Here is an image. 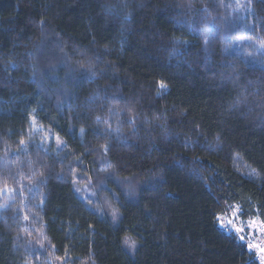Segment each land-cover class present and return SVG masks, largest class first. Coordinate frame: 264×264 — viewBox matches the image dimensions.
<instances>
[{
	"label": "trees",
	"instance_id": "trees-1",
	"mask_svg": "<svg viewBox=\"0 0 264 264\" xmlns=\"http://www.w3.org/2000/svg\"><path fill=\"white\" fill-rule=\"evenodd\" d=\"M231 3L0 0V188L16 189L0 193V264H62L66 252V264H260L220 224L232 207L243 221L264 218V70L235 45L223 50L233 14L221 5ZM252 8L232 36L256 23L258 45L264 0ZM85 59L91 78L70 81ZM128 107L134 131L131 113L120 115ZM34 109L49 143L33 134ZM20 139L28 151L5 166ZM83 186L92 200L75 191Z\"/></svg>",
	"mask_w": 264,
	"mask_h": 264
},
{
	"label": "snow or ice",
	"instance_id": "snow-or-ice-1",
	"mask_svg": "<svg viewBox=\"0 0 264 264\" xmlns=\"http://www.w3.org/2000/svg\"><path fill=\"white\" fill-rule=\"evenodd\" d=\"M222 7L228 9L230 8L232 10V14H233V19L231 21H228L223 29V34L220 35V40L224 43V51L227 52L233 45L236 46L237 50L239 53H244V55L242 57L238 56V58L242 59V62L247 66V65H259L261 67V70H264V40H262V42L258 45H251V41L254 39H262L261 37H259L258 34H256V29L258 27V25L256 23H246L243 24L241 26V31L246 32V33H251L253 35H236V36H232V32L236 31V22L238 20H246L247 19V14H253L255 13V10L252 8V0H233V3L231 4H222ZM190 7V6H189ZM202 11H207V5H205L202 9ZM241 12L245 13L244 16L239 15ZM259 28L261 30H264V23L259 24ZM190 32H196V29H189ZM219 34V29L217 28V26L213 23L211 24V26L208 28V32L207 35H205L204 37V44L205 46H207L210 43L211 38H215L217 35ZM174 43L177 44H183L185 46L188 45V41H182L179 39L174 40ZM245 43H249V46H254L256 48V52L255 54L250 53V52H246L244 45ZM205 50H207V47H205ZM66 55V54H65ZM80 63V67H70L69 68V72L67 74V78L70 81H73L76 79V77L74 76V73H79L81 78H91L89 76V72L91 71V60L90 59H85L82 63ZM85 65H87L88 67H86ZM232 65H229V67H231ZM165 91H167L166 85H164L162 82L159 85V90H158V95L163 94ZM107 98V97H106ZM113 99H117V97H112ZM58 109L62 108V105L58 104L57 105ZM37 110H33V114L28 118L29 119V123L31 125H33V128L35 126V122L37 120V116L35 115V112ZM110 114L113 112V109L110 108L109 109ZM128 113H131V115L129 116V118L127 119V121H124L126 123H128L133 131L135 130V125H136V121L139 118V114L136 113L134 111V109L132 107H128L126 109H123L120 111V115H126ZM95 120L100 123L102 122V118L100 116H96ZM104 132L108 133L109 135H111L112 133V129H111V124H108V127L105 128L103 130ZM84 132V129H81V133ZM117 134H118V130H117ZM44 140L50 141L51 137L50 136H46L44 137ZM19 143V148L15 151V152H11L10 150L5 151V158L3 159V163L5 164V166H11V164L13 163V161H11L10 157L11 156H19L21 153L23 152H27L28 151V145L31 143V141H26L25 139H20L18 141ZM64 141H61L59 136L56 137V144H57V148L58 150L60 148H62L64 146ZM37 147H43V141L41 142L40 145H38ZM109 150V145H104L103 146V151L105 154H107ZM29 164L32 163V161H27ZM15 163L19 164V165H23L25 163V161H16ZM108 168H111V165L108 166ZM108 168H104L102 169V171L108 172ZM35 170L33 169V172ZM109 176H111V173H109ZM13 179H15V176L12 177ZM77 177L74 176V179H76ZM43 183V180L41 179H36L35 182L33 183L32 181H30V187H29V191H33L36 190L39 187V184ZM144 183H148V181H145ZM23 187V184L21 185ZM16 189L14 188H9L7 185H5L3 188H0V193H4V192H15ZM76 192H80V189H75ZM129 195H131V191H129ZM46 198V197H45ZM44 204V200H41V203L39 205H36V207L42 208ZM9 207V205L7 203L0 205V208H3L4 210H7V208ZM15 211H19L18 209ZM238 215L242 214V213H237ZM119 217V213L117 211H113L112 213V218L113 221L115 222ZM29 219L28 215L24 216V220L27 221ZM221 226H223V223L221 224ZM250 227H252L254 230L256 228H259V230L264 233V218L260 219L259 221H257L255 218L252 219V223L250 224ZM235 233H238V239L241 240L242 242L245 240V235L244 232L245 230L243 228L240 227H235L234 228ZM18 239L20 238L19 236L17 237ZM249 250H252L253 248H255V245L249 243L247 245ZM40 248L43 249L44 245L40 244ZM33 251H35V249H33ZM257 255L259 257V261L260 264H264V248H260L257 252ZM62 261V264H66V261L69 259L67 252L65 253L64 257H60L59 258Z\"/></svg>",
	"mask_w": 264,
	"mask_h": 264
},
{
	"label": "rangeland",
	"instance_id": "rangeland-1",
	"mask_svg": "<svg viewBox=\"0 0 264 264\" xmlns=\"http://www.w3.org/2000/svg\"><path fill=\"white\" fill-rule=\"evenodd\" d=\"M34 136H41L42 139L44 140V137L49 136V134L45 133L43 130L38 129V128H34L33 131ZM51 140H52V136ZM47 143H49V141L44 140ZM80 192L81 195L84 198H87L89 200H92L94 197V191L90 188H88L87 186H83L80 188ZM108 206V204H107ZM239 213V210L237 207H232L231 209H229V211L222 215V217H220V224L223 223L222 228L227 231L228 233H233L236 236H238V233H235L234 228L235 227H240L243 228L245 230L244 235H245V240L244 242L246 243V245H248L249 243L255 245V248H253L251 251L255 254V257L259 260V257L257 255V252L260 248H264V233H262L259 228H256L255 230L250 227V224L252 223V219L249 220H241L239 218V215L237 214ZM257 220V219H256ZM259 221V220H257Z\"/></svg>",
	"mask_w": 264,
	"mask_h": 264
}]
</instances>
